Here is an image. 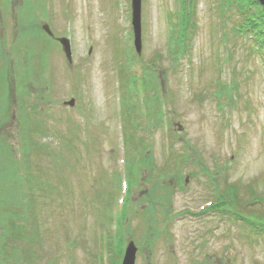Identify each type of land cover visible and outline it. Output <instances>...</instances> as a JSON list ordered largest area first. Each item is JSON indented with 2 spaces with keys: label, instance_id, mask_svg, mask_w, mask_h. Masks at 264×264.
Masks as SVG:
<instances>
[{
  "label": "rangeland",
  "instance_id": "374dc122",
  "mask_svg": "<svg viewBox=\"0 0 264 264\" xmlns=\"http://www.w3.org/2000/svg\"><path fill=\"white\" fill-rule=\"evenodd\" d=\"M131 2L0 0V264L122 262L105 243L127 155L147 179L125 226L135 264H264V234L232 216L264 229V53L224 0H188L186 27L180 0H142L136 68L165 101L151 85L141 117ZM218 197L226 214L197 215Z\"/></svg>",
  "mask_w": 264,
  "mask_h": 264
},
{
  "label": "trees",
  "instance_id": "16d2710c",
  "mask_svg": "<svg viewBox=\"0 0 264 264\" xmlns=\"http://www.w3.org/2000/svg\"><path fill=\"white\" fill-rule=\"evenodd\" d=\"M181 1L184 5V10L182 13L188 16V12H189L188 8L191 9L192 3L188 2V0H181ZM224 1H225V3L223 2L224 7L225 6H229V7L230 6H236L239 14L243 15V18H244V25H242L243 28H246L248 30L252 29L253 31H255V30L259 31L262 29L261 24L259 25V23H260L259 19L260 18L264 19V10L260 11L259 13L253 12L255 9L254 4H256V5L259 4L258 1L257 2L254 1V3H252L251 0H224ZM251 9L253 11H251ZM185 15H183V16H185ZM183 22L185 23V25H187L188 24V18L183 19ZM145 80H146V82H145L146 86L151 87V85H153V89H155V95L152 96V101L153 100L159 101L160 100L159 95H158L159 85H158L157 79L155 77H152V76L151 77L145 76ZM133 81H134V78H133ZM156 93H157L158 97H156ZM148 109L150 110V108H148ZM157 116L158 117L160 116V111H158ZM159 119H160V117H159ZM127 142H130V140L127 139ZM139 142H141V141H139ZM134 150H135V148H134ZM127 159H129V160H127V164H126V169H127V173H128L127 177L129 178V180H128V191L132 192V189L134 187L138 186L140 179H143L144 181H146L147 179L142 175L141 170H139L136 167V164L134 162H132V160H130L129 156L127 157ZM113 175H115V173ZM117 177H119V176L117 175ZM113 179H115V178H113ZM129 192L127 193V195L125 197L124 205H122L121 211L116 216V224L118 225V228L116 226V231L114 234L109 232L110 235H109L108 241L109 242L112 241V248L118 249L117 253H119V255L123 253V250L125 247V226H126V221L129 219V207L131 205L132 200L134 199ZM17 202L18 201H16V203ZM220 208H223V204L220 205ZM220 211H223V209H220ZM109 242H108V244H109Z\"/></svg>",
  "mask_w": 264,
  "mask_h": 264
},
{
  "label": "water",
  "instance_id": "95a60500",
  "mask_svg": "<svg viewBox=\"0 0 264 264\" xmlns=\"http://www.w3.org/2000/svg\"><path fill=\"white\" fill-rule=\"evenodd\" d=\"M259 1L261 2V4L264 5V0H259ZM140 9H141V0H133V20L136 26L135 30L137 33L139 32V27H140ZM46 29L48 30V27H46ZM136 43H137V49L140 52L141 46H140L139 33L137 35ZM66 51L68 52V55L70 56L69 49L66 48ZM69 103L73 104L74 100H71ZM136 253H137V248L135 247L134 243L131 242L126 250L123 264H135Z\"/></svg>",
  "mask_w": 264,
  "mask_h": 264
}]
</instances>
